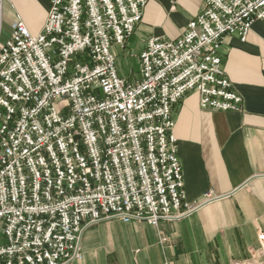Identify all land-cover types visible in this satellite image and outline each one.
I'll list each match as a JSON object with an SVG mask.
<instances>
[{"label": "built area", "instance_id": "2783aa9c", "mask_svg": "<svg viewBox=\"0 0 264 264\" xmlns=\"http://www.w3.org/2000/svg\"><path fill=\"white\" fill-rule=\"evenodd\" d=\"M0 0V264L80 260L84 227L176 220L217 197L185 196L172 133L187 92L204 110L240 111L221 64L226 35L244 40L264 0H204L175 39L150 37L140 78L116 68L148 0H50L37 34ZM252 257L264 264V236Z\"/></svg>", "mask_w": 264, "mask_h": 264}, {"label": "crops", "instance_id": "0c3cea01", "mask_svg": "<svg viewBox=\"0 0 264 264\" xmlns=\"http://www.w3.org/2000/svg\"><path fill=\"white\" fill-rule=\"evenodd\" d=\"M203 3L148 0L125 46L113 48L118 75L138 80V56L146 41L177 38ZM49 5L50 0H5V37L16 19L32 34L39 33ZM220 56L241 110H204L193 91L172 109L186 199L199 202L209 190L217 198L156 226L109 219L84 227L81 259L68 264H232L258 247L257 232L264 234V19L251 24L244 40L226 35Z\"/></svg>", "mask_w": 264, "mask_h": 264}, {"label": "rangeland", "instance_id": "374dc122", "mask_svg": "<svg viewBox=\"0 0 264 264\" xmlns=\"http://www.w3.org/2000/svg\"><path fill=\"white\" fill-rule=\"evenodd\" d=\"M47 12H48V10H47ZM46 15H47V13H46ZM7 28H8L7 26H4V33H3V37H2V39L5 37V35H6L7 32H8V29H7ZM7 36H8V35H7ZM261 234H263L262 231H258V232H257L258 242H259V237H260ZM0 236H1V232H0ZM263 236H264V234H263ZM259 248H261V246H260V242H259L258 247L255 248V249H253V250L251 251V253H250V255H249L248 258L252 257V256H253L252 254H253V253H256V251L259 250ZM248 258H246V259H248ZM242 260H244V259H242ZM237 261H240V260H235L234 262H237ZM234 262H233V263H234ZM233 263H232V264H233Z\"/></svg>", "mask_w": 264, "mask_h": 264}]
</instances>
